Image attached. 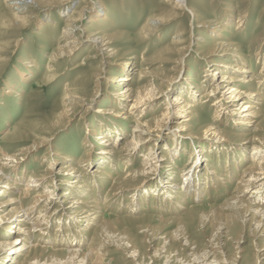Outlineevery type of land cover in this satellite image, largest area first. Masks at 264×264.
I'll return each instance as SVG.
<instances>
[{
	"label": "bare ground",
	"instance_id": "obj_1",
	"mask_svg": "<svg viewBox=\"0 0 264 264\" xmlns=\"http://www.w3.org/2000/svg\"><path fill=\"white\" fill-rule=\"evenodd\" d=\"M49 1L8 0V6L16 12L14 16H20L32 3ZM55 1L60 4L68 0ZM187 1L166 0V5L191 11ZM94 6H97L94 10L84 6L79 14L76 13L77 16L69 17L59 46L52 56L56 59L73 57L83 40L85 45L89 43L95 46L96 53L92 57L86 56L84 61H99V66L93 71V74L99 71L95 86L101 89L103 79L106 80V87H111L104 94L109 103L105 108L97 109L94 112L95 120L86 125L88 135L84 144L87 145V156L78 159L74 154L60 150L55 151L51 158L47 157L48 154L44 155L41 163L42 166L46 164L44 169L31 171L28 179L27 170L31 160L45 146H48V151H53V131L64 123V117L80 101L85 100L86 96L81 95V86L88 84L91 77H80L73 85L66 86V98L62 101L61 110L58 108L60 113L36 119L32 123L23 119L4 133L0 140V264H38L47 254L59 264H105L111 247L115 248L116 253L121 250L135 257L138 255L137 248L130 245L126 238L119 237L118 231L115 233L116 228L105 216V211L115 207L116 212H120L126 208L127 217L133 218V212L151 205L152 200L157 209L165 212L176 214L180 206L188 210V214L193 213L197 205L182 206L189 198L197 200L204 192L209 193L212 187L218 189L221 180L222 184L227 185L228 180L234 178L237 179L235 190L225 201V209L230 212L226 214V219L240 221L259 235L264 228V62L262 69L255 72L253 58L247 59L238 49L239 45L227 39V32L233 24L232 13L226 12L224 21L199 24L207 28L199 31L201 36L195 38L196 42H187L185 33H178L156 59L140 60L137 65L135 57L117 58L114 48L116 33L107 32V27L114 25L115 20L107 12L109 10L105 12L98 5ZM90 11V22L101 25L97 29H87L81 23ZM163 14L172 15L169 11ZM151 22L156 21L153 19ZM246 22L245 15L237 21L239 33L246 28ZM186 43L196 48L194 52L202 59V64L200 69L191 70L172 87L175 81L169 78L167 71L172 68L176 54ZM259 55L256 53V60H259ZM158 58L161 65L155 67L153 60ZM26 60L23 62L25 66ZM184 61L182 59L181 64ZM52 67L51 63L50 71ZM103 73L109 76L102 78ZM19 76L20 83L28 79V73L23 70H20ZM199 77L201 80L198 81ZM18 84L10 85L5 94L22 100L23 96L16 88ZM121 84L125 85L119 91ZM208 103L215 112L210 122L202 125L200 112L202 106ZM147 113H151V116L146 117ZM129 121L134 124L130 132L125 127ZM194 125H202V132H193ZM232 128L242 129L237 134L242 141L240 147L221 145L229 141L226 134ZM163 130H167L166 133ZM187 138L199 139L201 144L189 152L188 165L178 169ZM121 139L123 145L118 148ZM157 140L163 141L155 144ZM249 145H253L252 151H248ZM144 149L147 153L139 164H135ZM168 159L171 160L168 170L159 174L156 183L148 189L145 187L140 196L130 198L124 207L125 193L131 189L128 186L130 181L143 176L146 178L144 183L149 182L164 163L170 162ZM244 163L238 173L237 167ZM119 165L123 166V171L116 176L114 172ZM181 176L182 182L178 180ZM111 178L113 184L102 202L103 188ZM183 188L180 192L174 190ZM147 202L149 204L145 205ZM172 217L157 218L163 223L181 220ZM154 218L147 216L148 220ZM148 228L141 227L142 232L146 233ZM150 228L158 232L157 228ZM155 234L154 238H157ZM222 234L226 235L225 232ZM157 248L155 255L160 250ZM57 254L65 257H57ZM263 259L264 246H260L254 260L246 259L242 263L264 264ZM137 264H143L142 260Z\"/></svg>",
	"mask_w": 264,
	"mask_h": 264
},
{
	"label": "rangeland",
	"instance_id": "obj_2",
	"mask_svg": "<svg viewBox=\"0 0 264 264\" xmlns=\"http://www.w3.org/2000/svg\"><path fill=\"white\" fill-rule=\"evenodd\" d=\"M50 1L32 3L25 13L20 16H14L16 12L10 9L8 0H0V140L6 131L14 128L17 122L23 119L32 123L36 119H42L45 116L51 117L56 115V113H60V108L63 106L62 101L67 95L68 85H73L75 80L87 75L91 77V81L81 86V95L86 96L85 100L80 101L74 107L75 111L74 109L71 110L69 115L62 120L64 123L53 131L55 134L51 141L53 151H48V146H45L40 149L41 151H37L39 153L36 152V155H33L34 160L32 159V162L28 165L26 179L30 177L29 175L32 172L40 171L42 167L44 169L46 164L41 165L44 155L48 154L47 157H54V152L57 150L74 154L78 159L85 157L87 145L85 146L84 140L88 135L85 129L86 125L90 121L95 120L94 112L97 109L100 107L105 108L109 103L104 96L106 91L111 88L106 87V80L103 79L101 89L95 86L96 76L99 71L94 74L93 71H95L94 69L97 65L99 66V61L95 59L84 61L86 56L92 57L96 53L97 49L95 46L89 43L85 45L83 40L76 52L77 54L73 57L56 59L52 56L59 46L61 33L70 20L69 17L77 16L78 12L81 11L80 9L84 6L94 10L97 7L94 5H98L105 12L109 10L107 12H110L113 21H115L114 25L107 27V32L109 34L116 33L114 48L117 51V58L135 57L137 65L140 64V60L144 61L147 59V61H150L151 59H156L158 54L162 53L163 48L172 43L174 36L178 33L184 32L187 42L190 40L191 42H196L195 38L201 36L199 31L207 28L200 27L198 26L199 24L204 23V21H211V23L215 20L224 21L226 18L225 14L230 12L233 15V24L229 28L230 31L227 32V39L234 42L235 45H239L238 49L247 59L253 58L252 65L255 72L262 69L261 66L264 62L262 55L264 54V0H189L187 3L191 11L169 8L166 5V0H68L60 4L56 1L54 2V0ZM166 11L171 12L172 15H164L163 13ZM91 12L83 17L84 20L81 23L87 29H97V26L101 25L90 22L91 20L88 17L92 14ZM244 15L247 16L246 28L239 33L236 24L240 17ZM153 19L157 23H152L151 20ZM145 28L148 30H145ZM186 44L182 45L183 47L181 46V51L176 54L175 63L167 71L169 78L175 81L172 87L182 81L184 76L189 74L191 70L200 69L202 64V59H199L196 52H194L196 48L192 47L191 44ZM256 53L260 54L259 60H256ZM182 59L185 60L184 64H181ZM25 60L28 61L27 66L29 67L23 63ZM160 60V58L153 60L155 67L161 65ZM51 63L53 67L50 71L49 65ZM80 63L83 64L79 65ZM76 66L79 67L73 69ZM20 70L28 73L27 81L23 80L22 84L19 82ZM101 75L102 78L109 76L106 73ZM50 77L53 80L47 81ZM199 78L198 81L201 80ZM15 83H19L16 88L22 94V100L5 94L10 85H15ZM124 85L118 86L119 91L123 90ZM95 92H98V94H95ZM90 106L91 108H89ZM86 108L89 109L86 110ZM214 112L215 110L209 103L202 106L200 112L202 125L210 122ZM145 116L150 117L151 113H147ZM29 118L31 119L29 120ZM133 125V122L130 121L125 123L127 131L130 132ZM202 125H194L193 132L201 133L200 127ZM241 130L239 128L229 130L232 132L226 134L229 141H227V144L221 145L231 148L242 146V141L237 135ZM163 131L166 133L167 130ZM162 141L157 140L154 143H162ZM184 142V154L179 159L178 164L180 165L177 164L178 169L185 168L188 165L189 152L194 147L198 148L201 144V140L196 138H187ZM122 145L123 139L118 142L117 147L119 148ZM13 148L15 149V146ZM252 149L253 145H249L248 151H252ZM229 150L231 149L229 148ZM146 153L147 150L144 149L139 154V161L135 164H139ZM168 160L170 162L164 163L159 169V173L149 182L144 183L146 178L143 176L130 181L128 186L131 189L125 193L127 195L124 198L125 200H123L124 207L127 206L130 198H137L145 187L148 189L152 184L156 183L159 174L168 170L171 164V160ZM245 164L237 167L238 173H240ZM122 165L124 166V164ZM122 165L117 166L114 172L116 176L123 171ZM178 180L182 182V176ZM236 180V178L228 180L227 185L222 184L221 180L218 189L212 187L209 193L204 192L197 200L189 198V201H186L182 206L188 207L189 204L198 206L197 211L195 210L189 214L188 210L182 209L180 206L178 213L176 211L177 215L171 213L172 211L165 212L157 209L152 204V200V206L148 202L145 203V205L149 204L150 206L144 205L145 207H140L139 211L133 212V218L127 217L128 210L126 208L120 212H116L117 209L115 207H112L110 211H105V216L116 228L115 233L118 231L117 235L119 237L126 238L130 245L135 246L138 250V255L132 257L130 253H123L121 250L116 253V250H113L115 248L111 247V253L107 255L108 257L106 256L105 264H137L139 260H142L143 264H209L211 262L215 264H243V260H254L257 249L260 246H264V228L259 235H255L251 228L243 226L240 221H232L230 219L228 221L226 219V214H230V212L225 209L227 206L225 201L233 195L232 192L237 184ZM113 181L112 178L109 179L103 188L101 194L102 202H104V196H106L105 194L113 184ZM174 190L180 192L184 188ZM150 196L152 197V195ZM144 213L147 214L145 215L146 217L143 216ZM147 216L148 218L150 216L155 218L154 220H148ZM158 216L166 218L176 216L181 220L179 222L163 223L157 218ZM144 218L145 220H143ZM14 226L15 224H13V228ZM146 226L149 227L148 231L146 233L142 232L143 229L141 227ZM150 227L157 228L158 232L153 229L156 231L154 232ZM160 232L161 234H159ZM222 232H225L226 235L222 234ZM155 233L158 235L157 238H154L156 236ZM238 239L240 243H237ZM157 247L160 250L155 255V248ZM161 251L164 253H161ZM56 256L65 257L63 254H57ZM134 259L139 260L134 261ZM38 264L59 263L55 262L52 256L47 254L40 259Z\"/></svg>",
	"mask_w": 264,
	"mask_h": 264
}]
</instances>
